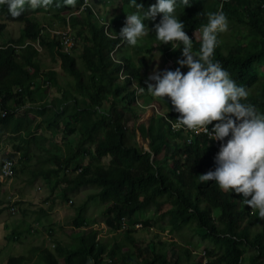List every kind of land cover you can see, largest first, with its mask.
<instances>
[{
  "label": "clouds",
  "instance_id": "obj_1",
  "mask_svg": "<svg viewBox=\"0 0 264 264\" xmlns=\"http://www.w3.org/2000/svg\"><path fill=\"white\" fill-rule=\"evenodd\" d=\"M181 4L185 7L190 4V0H155L154 3L149 0L145 2L139 0H0V68L4 73L13 72L12 70L8 72V65L12 62H21L23 57H30L32 64L24 69L28 74L30 73L29 75L37 74L38 76L30 84H26L24 80L0 92V188L1 186L2 189L7 188L4 189V193H7L9 190L7 186H16V189H21L25 184L35 187L39 186L42 180L45 186L37 188L41 192L49 182L55 181L54 186H50L46 194L47 198L43 199L40 195L36 196L38 197L36 200V197L29 198L19 193L20 191H13L9 192L12 194L7 197L4 204L3 200L0 202V205H3L0 208V214L7 212L12 217L22 214L24 220L18 223L30 224L29 229L23 227L19 233H14L15 236L24 235L28 240H34L43 235L41 241L55 238L50 241L49 246L37 244L35 251H38V255L36 257H30L35 253L32 249L28 256H20L18 253L6 261V264L19 258L25 260L24 264H45L48 263L49 256L53 257L58 264H62V256L67 250L74 247L80 251L81 240H90L93 235H96L97 245L99 243L97 230L90 228L92 221L87 217L89 209L86 208L85 202L79 206L78 200L73 198L74 193L80 192L81 189L91 191L89 201L98 200L109 208L105 220L107 226L106 221L114 206L113 202L98 197L93 188L84 187L78 191L68 189L78 181L82 173L83 167L75 164V161L70 165L67 163L52 165L49 161L43 165L42 174L34 177L31 175L25 182H20L22 186L11 184L15 179L18 181L22 174L31 173L39 163L50 160L49 151L53 149V146H56V153L61 156V149L57 144L48 146L51 141L58 142L56 136L60 133L57 134L58 130L51 128L46 121L43 122L47 114L43 116L41 112L45 108L54 109L56 108L54 103L58 104L59 99L66 98V102L61 106L65 112L71 111L86 115L90 112L93 102L84 98V95L77 89V84L74 83L80 79L83 83H90L94 71L89 68L86 59L93 58V52L100 37L113 41L114 44L109 53L110 60L122 65L118 75L113 76L117 89H125L126 79L130 77L129 84L135 91L131 108L128 106L123 108L126 117L131 118L123 124V130L129 138L130 145L132 142H137V134L146 140L138 129L134 137L132 136V123L135 120V125H137L136 120L139 114L137 112L140 108L139 94L149 93L158 101L166 96L169 105L172 106L171 110L176 112V118L170 116V110L168 114H161L159 117L169 120L175 132H182L187 137L203 132L210 138L209 140L219 144L218 151L214 155V168L199 175L200 181H215L219 189L238 193L239 204L248 205L251 213L257 211L258 216L264 218V113L258 111L254 105L242 102L248 96L246 87L238 85L221 67L220 62L212 59L218 43V33L227 29L228 19L222 10L205 13L207 22L201 26L199 49L198 52H194L193 37L191 33L190 36L188 35L184 29V22L178 18L179 14L183 15L182 11H176L178 5ZM36 14L38 15L35 16ZM48 20H57L59 23L53 26ZM11 22L19 24L20 29L17 36L8 38V26ZM29 24L37 32L34 38L29 36ZM45 24L48 25L47 28ZM96 28L97 31L93 38L90 30ZM151 31L154 33L152 37H150ZM4 39L7 40L4 42ZM154 42H156L155 46ZM142 43L150 44L147 48H151V52L144 53L145 59L142 65H136L138 68L136 74L129 75L125 71V64L131 62L134 65L133 48ZM165 43L171 44L168 48L169 52H160V54L175 60L174 67L153 71L149 75L146 72L139 76L141 68L145 67L146 62L155 54L153 49L160 50L159 46ZM124 47H129L130 51L122 52ZM177 49L180 50L181 57ZM123 56L129 57L125 60ZM64 57L74 61L69 70L64 65ZM48 60L50 62L60 61L66 77L71 76L74 80L61 82V77L56 72L47 71L50 63ZM182 68H186V71L182 72ZM146 76L148 77L144 81L145 87L142 79ZM55 81L60 84V86L56 85L60 89V96L56 94V97L50 98L49 93L53 91ZM93 88L95 87H89V89ZM44 90H46L47 98L42 103L40 94ZM99 97L102 98L103 95ZM122 102L117 98L110 101L111 106L110 103L101 105L93 113L92 119L96 121L105 113L110 115ZM148 104V102L144 103L146 106ZM104 109L107 111L102 112ZM150 120L148 125H143L149 126ZM78 125L80 127V124ZM93 134L94 140H85V153L80 152V154H85L83 158L86 157L87 162L92 158L91 155L96 151L97 145H100L105 137L104 132L95 131ZM79 138L81 137H76V135L73 138L70 136L66 141ZM46 145L48 146L45 149L46 157L42 160L35 159V152ZM137 146L141 147L139 144ZM142 150L145 153L152 152L151 146L150 150L146 148ZM64 154H66L65 150ZM107 159L109 160L108 165L104 166L102 162ZM99 161L93 164L105 170L111 169L110 156H103ZM157 162L159 163L158 170L160 167L166 171L171 170L163 162ZM49 165L51 166L46 168ZM54 170L58 173H53ZM45 173L48 175H43ZM69 180L71 186L67 185ZM63 189L67 190L63 191ZM27 190L33 192V189ZM146 198L147 195L140 196V200L144 202ZM159 204L163 211L170 209L160 202ZM22 206L26 207L21 210ZM63 208H69L72 211L71 215L65 214L67 219H71L66 222L62 221L58 228L49 226L47 221L55 219L53 214L60 213ZM150 209L158 208L153 203ZM36 214L40 217L34 216ZM79 218L83 219L81 225L78 223ZM6 219L4 217L3 221ZM126 223L128 222L123 219L114 232L108 228L110 233L119 232L114 246L116 244L125 245L122 252L125 248L128 249L126 253L121 252L122 258L128 257L129 247L127 246H131L127 240V231H131L136 239L134 233L136 231L140 233L143 229L142 222H135L132 226ZM65 226L70 229L73 239L69 237L70 242L67 244L60 243L59 236L56 235L57 230L60 231ZM121 238H123L122 241ZM133 244L135 248L138 247L136 242ZM113 247L109 249L107 246L108 254L101 257L99 264H118V260L110 258ZM193 255L196 256V254ZM107 258L109 261L105 263ZM130 258L132 259V256ZM204 258L207 259L206 263L210 261L206 249ZM262 259L264 257H261V262ZM86 264H96V261L88 257Z\"/></svg>",
  "mask_w": 264,
  "mask_h": 264
},
{
  "label": "trees",
  "instance_id": "obj_2",
  "mask_svg": "<svg viewBox=\"0 0 264 264\" xmlns=\"http://www.w3.org/2000/svg\"><path fill=\"white\" fill-rule=\"evenodd\" d=\"M145 2L146 0H139ZM154 3L155 0H149ZM190 0V4L178 5L176 11H182L178 17L184 22V29L190 36L191 31L207 22L205 13L222 10L228 19V27L224 32L218 33V43L214 49L212 59L219 61L230 77L238 84L244 85L248 96L242 102L254 105L258 111L264 113V0ZM29 36L34 38L36 31L29 24ZM247 30L248 37L257 42L244 43V35ZM97 31L90 30L93 38ZM150 37L153 36V32ZM191 38V37H190ZM237 39L236 43L234 40ZM193 51L198 52L199 41L192 38ZM112 40H106L103 37L98 38L97 46L93 52V58H87L90 69L94 71L89 84L83 83L82 79L76 87L84 98L93 102L88 114L77 112H65L61 106L66 102V98L58 100L56 108H45L41 114L46 115L45 121L55 130H61L60 141L65 142L66 154L60 156L57 154L56 146L49 151L50 160L39 163L30 173L33 177L42 174L44 164L68 165L80 162L85 156V140H94V132H104L105 137L100 145H97L96 151L91 155L92 158L82 169L80 178L68 189L80 190L84 187L93 188L98 197H102L114 203L113 208L107 218L108 228L114 232L121 221L132 224L136 215L150 210V205L155 204L160 209L163 204L170 209L161 216L157 215L156 222L161 219L169 218L170 228L179 230L180 234L184 230L193 231V233L204 234L203 241H212V248L206 250L207 255L214 254V259L206 264H239L245 256V249H253L256 254L253 256L256 264H262L261 257H264V218H260L257 211L251 213L248 205L238 203L239 194L235 192H225L217 185H210L200 181L199 175L203 167L208 170L214 168V155L218 151L219 144L204 134L184 135L182 132H175L171 127L169 120L163 117L154 116L151 118L149 126L135 125L132 123V136L134 137L136 129L140 131L143 138L150 141L152 152L145 153L137 143L130 145L129 138L123 130V124L130 117H126L123 110L128 106L131 108L134 100L135 91L129 84L130 77L126 79V88L117 89L114 84L113 76L118 75L122 65L112 62L109 57L110 48L113 45ZM148 43H142L133 48L132 57L136 58L139 66L145 59V52H151ZM171 44L159 46L161 52H169ZM175 52V51H172ZM173 54V53H170ZM129 56H123L126 60ZM65 67L73 65V60L68 57L63 59ZM32 64L30 57H23L21 62H12L8 65V72L4 73L0 68V92L13 84L21 83L24 80L30 84L38 76L29 75L25 67ZM66 70V69H65ZM138 68L136 64L128 62L125 64V71L129 75H135ZM60 84L55 81L54 86ZM85 86V87H84ZM90 86L95 88L89 89ZM103 95L102 98L99 96ZM123 102L115 107L113 113L102 115L96 121L92 115L97 108L104 104H109L115 99ZM111 106V103H110ZM171 104L168 107L171 117L176 118V112L171 110ZM214 123V121H213ZM80 124V127L79 125ZM122 132V133H120ZM80 136L78 140L66 141L70 136ZM164 151L168 158L173 157L176 167L180 173L166 171L160 167L158 159H153V155ZM48 152V151H47ZM103 156H110L112 167L105 170L93 163L100 162ZM49 173V172H48ZM45 173L43 175H48ZM53 173H58L54 170ZM71 186L70 180L67 182ZM210 186V187H209ZM214 186V187H211ZM67 189H63L65 191ZM151 194V195H150ZM141 195H147L145 202ZM207 197V200H206ZM210 199V200H209ZM214 203V205L212 204ZM235 208V214H228V208ZM213 212L217 216L219 226L209 217ZM160 212H157L159 214ZM147 220L142 222L143 229L150 226ZM245 222L244 224H242ZM79 225L83 224V219L79 218ZM141 223V221H136ZM144 230V231H143ZM127 240L129 247L128 257H121L122 249L125 245L116 244L110 253V258L118 260V264H124L125 261H132V264H199L196 257L188 247L177 241H168L167 245L176 251L178 258L176 261H168L156 248L154 238L145 236L140 242L139 238L134 239L132 232L127 231ZM178 235V234H177ZM95 236L90 240H81L80 251L74 247L67 250L62 258V264H86L88 257L93 258L96 264H99L101 257L108 254L107 245L99 242L95 243ZM179 238H181L178 235ZM134 239V241L132 240ZM208 239V240H207ZM137 243V248L133 243ZM140 242V244H138ZM172 243V244H171ZM209 244L207 243L205 247ZM135 248V249H134ZM76 252V253H74ZM132 256V259L130 258ZM134 256H136L134 258ZM163 256V257H162ZM260 256V258H259ZM141 259V261L139 260ZM24 259L12 260L10 264H24ZM48 263L58 264L53 257L49 256Z\"/></svg>",
  "mask_w": 264,
  "mask_h": 264
},
{
  "label": "rangeland",
  "instance_id": "obj_3",
  "mask_svg": "<svg viewBox=\"0 0 264 264\" xmlns=\"http://www.w3.org/2000/svg\"><path fill=\"white\" fill-rule=\"evenodd\" d=\"M38 14H36L35 16H37ZM49 23H52V25L54 26L55 24L59 23L57 20H48ZM45 28L48 27L47 24L44 25ZM19 29L20 26L17 23H10L8 26V38L17 36L19 34ZM246 33H242L241 35H244V43L248 44L251 43L252 41L257 42L255 39L248 37V32L247 30H243V32ZM191 37H193V39L195 41H199L200 40V28L194 30L191 32ZM7 39H4V42ZM237 39L234 40V43H236ZM156 45V42H154V46ZM130 49L129 47H124L122 52H129ZM153 51L155 52V54L150 58L149 61L146 62V66L142 67L139 73L143 75L146 72H148V75L150 73H152L153 71H161V70H166L168 69V67L173 66L174 67V61L171 58H166L163 56V54H160V50L158 49H153ZM180 57H181V53L180 50L177 49ZM115 57V56H114ZM179 57V58H180ZM116 58V57H115ZM134 64L138 65V62L135 61L137 60L136 58H134ZM49 61V60H48ZM50 62V61H49ZM176 62V61H175ZM182 72L186 71V68H182L181 69ZM47 71H54L56 72L61 78L60 81L62 82L63 80H67L70 82V80H74L73 77L69 76L68 78L66 77L65 72L62 70L61 65H60V61L58 62H50L49 66L47 68ZM148 76L144 77L142 79L143 84L146 87V84L144 83V81L147 79ZM59 88L54 86L53 87V91H51L49 93L50 98H54L56 97L55 95L57 94L58 96H60V92H59ZM80 97V96H78ZM40 98H41V102H45L46 98H47V93L46 90H44L41 94H40ZM139 101H140V108L137 109L138 117H137V125L140 124H146L148 125V122L150 120V118L154 115H161V114H168L169 110L168 105H169V100L168 98L165 96L164 99H161V101L156 100L155 98H153L151 96V94L149 93H140L139 94ZM148 102L149 104L146 106L144 105V103ZM107 109H104L102 112H106ZM138 131V130H137ZM61 132V130H58L56 133L59 134ZM78 137V136H76ZM56 139L58 140V142H54L51 141L48 146H51L52 144L54 145L57 144V146L59 147V149H61V156L64 155V150L66 152V146H64L65 143H61L60 141V136L57 135ZM137 142H132V144L137 143L139 144L142 148H146L147 150H150V146H149V141L148 140H143L142 137L137 134L136 137ZM131 144V145H132ZM47 145L44 148L39 149L38 151L35 152L34 156L35 159L40 158V160H42L43 157H46L47 153H46V148L48 147ZM0 156H1V152H0ZM154 159H158L159 162H163L164 165H167L168 169H171L170 172H175L176 174L179 173V169L176 168L175 165V159H173V157L168 158L165 156L164 151H162L160 153L159 156H157V154H154ZM35 161V160H34ZM109 160H104L102 162V164H104V166L108 165ZM79 166H83L85 167V165L87 164V160L86 157L82 158V160L78 163H75ZM51 165L47 166L46 168H49ZM73 169V168H71ZM208 169L203 167L201 169V173H205L207 172ZM31 176L30 173H24L19 177V180L16 181L13 180V182H11L12 185L17 184V186H22L20 182H25L26 180L29 179V177ZM54 182H49V184L46 186V188L43 191H38L37 188L38 187H42L45 186L44 181H40L39 182V186H35V187H30V186H23L21 189H16V186H7L9 187V190L7 193H4V188L2 189V186L0 188V202L3 200V204L5 202V200H7V197L10 196L12 193L9 192H13V191H20L19 193L21 194H25L27 197L29 198H33L36 196H42V198H47V193L50 190V186H54ZM207 184L210 185H217L215 181H204ZM210 187V186H209ZM214 187V186H211ZM27 189H33V192L28 191ZM92 190V189H91ZM43 192H45L43 194ZM92 194H93V190H92ZM6 196V197H5ZM91 197V191H87L84 189H81L80 192L74 193L73 198L75 200H78V205L81 206L83 202H85L86 204V208L89 209V211L87 212V217L91 219L92 224L90 225V228H95L97 230L98 233V242H102L105 243L109 249H111L114 244L115 241H117L119 235L118 233H110L108 230V227L105 224V220H106V216H107V210L109 208H106L102 203H100L98 200L95 201H89ZM38 199V197H36V200ZM207 200V197H206ZM210 200V199H209ZM39 202V201H38ZM42 202V201H41ZM214 205V203H212ZM3 205H0V208ZM64 206V205H63ZM26 206H22L21 210L24 209ZM166 211V210H165ZM165 211L161 210V209H155V210H147L146 212L142 213V215H136L133 220H132V224H134L137 220L138 221H147L150 223V226L147 228H144L145 232H140L138 233L137 231L134 233L135 234V238H139L140 242L142 241V239L145 238V236L147 235V233H149L148 236L153 237L154 238V243L156 248L159 249L158 251L171 263V260L176 261L178 258V254L177 252L171 251V245L168 246L167 242L170 241H177L179 240L180 243L186 245L188 247V250L192 251L193 254H196V262H198L199 264H206V260L204 258V252L205 249L206 250H210V248H212V241L209 242V240L207 242L203 241V236L204 234L199 233V236H197V233H193V231H187L184 230L182 232V234H180L179 230H173L170 228L169 225V218H165V219H161V222H156V218L157 215L161 216L162 214L165 213ZM157 212H160L159 214H157ZM228 214H235V208L234 207H230L227 209ZM65 214H72V211L68 209H61L60 213H55L53 214V216L55 217V219H49L48 225L49 226H54L55 228H58V226L60 225V223L62 221H69L71 218L67 219L65 217ZM29 215V214H28ZM34 216H39V214H36ZM6 217V221H3V218ZM209 217L211 218V220L215 223V225L219 226V222L216 219L217 216L213 214V212L209 213ZM24 217L22 216V214L18 215L17 217H12L10 216L7 212L5 213H1L0 214V264H6V261H8L12 256L16 255V254H20V256H28L30 254V250L34 249V254L30 255V257H36L38 255V251H35L36 245L37 244H43V245H50V241L54 240L55 238H48L47 240L45 239L44 241H41V236H38L37 238L30 239L28 240L27 236H24V238L20 237V236H15L14 233H19L20 229L25 227L27 229H29L30 224L26 223H18L19 221H23ZM59 220V221H58ZM245 222H243L242 224H244ZM22 224V225H21ZM127 225L130 223H126ZM21 225V226H20ZM138 229L140 227H137ZM137 230V229H136ZM143 230V231H144ZM122 235V233H120ZM181 237L179 238L178 235ZM56 235L59 236V240L60 243L63 244H67L68 242H70V238L72 239V233L70 231V229L68 228V226H65L64 228L57 230ZM70 237V238H69ZM37 240H39L37 243ZM73 240V239H72ZM121 241L123 240V238L120 239ZM172 240V241H171ZM121 241L119 243H121ZM140 242L138 244H140ZM209 244L207 247H205L206 244ZM172 244V243H171ZM44 247V246H41ZM39 248V247H37ZM108 249V250H109ZM128 251L127 248H125V250L122 253H126ZM247 251V252H246ZM245 256H243L242 260L240 261L242 264H256V262H254L253 260V256L256 254V252L253 249H245ZM162 256V257H163ZM136 256H134L135 258ZM214 259V254L212 253L211 255H208V259L209 260ZM141 261V259H139ZM108 258L105 260V263H108ZM209 263V261H207ZM262 262L264 264V259H262ZM104 263V261H103ZM124 264H132V261H125ZM240 264V263H239Z\"/></svg>",
  "mask_w": 264,
  "mask_h": 264
}]
</instances>
